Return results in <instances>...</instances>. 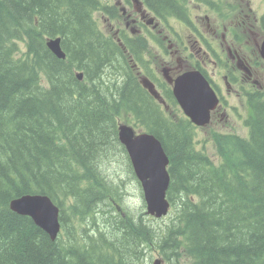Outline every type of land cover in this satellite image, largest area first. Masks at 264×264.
<instances>
[{
	"label": "trees",
	"instance_id": "16d2710c",
	"mask_svg": "<svg viewBox=\"0 0 264 264\" xmlns=\"http://www.w3.org/2000/svg\"><path fill=\"white\" fill-rule=\"evenodd\" d=\"M146 1L187 19L176 0ZM99 8V0H0V264H150L153 251L167 264H264V91L247 93L246 136L211 132L214 160L179 109L166 113L141 88L128 63L135 44L124 40L126 52L104 34ZM56 36L64 58L46 45ZM163 97L178 107L169 88ZM122 118L169 156L165 217L121 198L125 178L139 186L118 139ZM26 193L59 207L55 239L10 209Z\"/></svg>",
	"mask_w": 264,
	"mask_h": 264
},
{
	"label": "flooded vegetation",
	"instance_id": "af4514ba",
	"mask_svg": "<svg viewBox=\"0 0 264 264\" xmlns=\"http://www.w3.org/2000/svg\"><path fill=\"white\" fill-rule=\"evenodd\" d=\"M176 1L181 6L183 14H186L185 21L175 16L157 13L146 0H99L100 8L97 13L101 14L102 20L107 21L108 34L113 40L120 43L127 40L131 44H140L130 46L133 47L134 55L130 56L129 63L132 74L136 76L143 90L149 94L148 89L142 84L141 78L144 76L148 77L155 89L162 94L168 88L172 91L173 79L178 74L184 70L197 68L206 76L219 98V103L212 110L210 118L220 117L221 120L225 118L227 121L228 108L232 105L224 92L244 100L247 93L254 90L252 88L261 87L258 70L252 64L251 58L242 52L246 44H238L234 33L227 34L228 28L236 27L240 33L248 32L252 43L256 45L264 36V30L260 32L258 29L262 17L257 19L250 13L238 15L244 11L243 3L239 2L226 25L219 16L211 18L205 12L192 13V4L197 3L193 0ZM202 3L205 10L210 11L208 5L204 2L200 4L203 5ZM246 4H249L248 1ZM172 19L187 27L191 34L184 37L178 35L177 30L171 25ZM199 22L201 25L204 24L205 30L212 38L200 30ZM220 25L223 31L219 30ZM150 41L154 44L151 46L154 55H151L146 47L140 49L142 47L140 42L145 44ZM145 55L155 59L150 61ZM157 57H160V62L156 60ZM239 58L250 69L249 75L245 73L243 66L238 64ZM208 61L215 65L213 75L208 72ZM151 62H155L156 66ZM220 75L224 81V88L220 85ZM241 104L244 106V102Z\"/></svg>",
	"mask_w": 264,
	"mask_h": 264
},
{
	"label": "water",
	"instance_id": "95a60500",
	"mask_svg": "<svg viewBox=\"0 0 264 264\" xmlns=\"http://www.w3.org/2000/svg\"><path fill=\"white\" fill-rule=\"evenodd\" d=\"M46 45L55 56L65 57L59 36L48 38ZM258 48L264 60V38ZM243 64V61L239 59V65ZM243 69L249 72L247 66L243 65ZM77 76L81 78L82 73L79 72ZM142 82L155 97H159L147 78H144ZM173 94L185 115L196 125L207 124L210 111L218 103L214 90L199 70H189L178 75L174 79ZM118 139L124 146L133 172L140 182L147 213L157 218L165 215L169 207L166 197L170 181L167 168L169 157L161 141L150 132H135L133 126L126 123L118 124ZM9 207L18 214L31 217L51 239L57 237L60 231L59 207L49 196L26 193L12 198ZM162 262L163 260L157 257L153 264H162Z\"/></svg>",
	"mask_w": 264,
	"mask_h": 264
},
{
	"label": "rangeland",
	"instance_id": "374dc122",
	"mask_svg": "<svg viewBox=\"0 0 264 264\" xmlns=\"http://www.w3.org/2000/svg\"><path fill=\"white\" fill-rule=\"evenodd\" d=\"M246 1H248L249 4H246ZM239 2L243 3L242 7L244 8V11L241 13H238V15H242L243 13H250L251 15H254L258 18L259 15L264 14V0H212V6L208 5L209 10L211 11H206L204 8V4L201 5L200 3L192 2L193 4L191 8H192V13L203 14L205 12V13H208L209 15L210 14L212 15V13H215L216 15L220 14V16L225 19L224 23L227 25L229 23V19L231 18L233 11L235 10V8H237V4ZM94 18L97 21L98 27L104 33L107 34L109 32V26L107 25V21L102 20L101 14L97 12L94 13ZM170 22H171V25L174 27V29H176L177 32L179 33L178 35L184 37L188 34H191V31L190 30L188 31V28L184 27L178 21L172 19V21ZM257 22H256V25H257ZM198 26L200 30L206 34L207 37L212 38L211 35L205 30L204 24L201 25V22H199ZM218 28L220 29L221 25ZM231 32L235 34L236 38H239V40H237L238 44L243 45L246 43L248 46H254L252 43L253 41H251L252 38L248 36V32L241 33L240 35L239 30L236 27L234 28L230 27L228 28L227 34L230 35ZM20 45L21 47H23L22 44ZM152 45L154 44L151 41L148 43L145 42L144 47L148 49V52L151 55H154L155 52L151 48ZM242 52L246 56L247 55L249 56V53H250V56L252 59L251 52L248 51L245 46H243ZM145 57H148L150 61L155 59V57L148 56V55H145ZM159 58L160 57H157L156 60L159 61ZM151 63H153V65L156 66L155 62H151ZM214 66H215L214 63H211V62L209 63L207 69L210 74H212ZM257 73H258L257 74L258 78H260L261 84L264 85V71L259 70V72ZM219 80H220V85L224 88V81L221 75L219 76ZM224 95H226L229 103L232 105V106H229L228 108L229 116H228L227 121H225V118L221 120L220 117H215V118H212L211 122H209L206 126H195L194 128L195 137L198 141L197 147L205 148L206 152L216 161H217V156L215 154L214 142L212 140V135H211L212 131L225 132V130H232V132L238 133L240 135H243V136L247 135V128L245 127L242 121V118L246 114L245 107L243 106V104H241L244 102V100L241 98L234 97L233 94H227L224 92ZM233 106H235L236 108L235 107L233 108ZM174 110L175 109L172 107V112ZM124 118L120 119L118 122L131 124V123H128L129 120H131L130 118L129 119L128 118L124 119ZM135 127L138 129V131L142 130V128L138 125H135ZM118 165H119V169H121L124 173L128 174L127 166L125 164L120 163ZM112 170L113 168L111 167V171ZM125 177L126 176L124 174V178ZM125 179H126V182L123 188L121 189V194H122L121 198L125 203H127V205L139 208L142 204L141 203L142 201L141 189L134 180L130 178H125ZM143 209L145 211V207H143ZM156 221L160 222V220H156ZM156 253L157 252H154V251L152 252L153 257H155ZM182 259H183L182 264H192L190 260L187 259L186 257H183Z\"/></svg>",
	"mask_w": 264,
	"mask_h": 264
},
{
	"label": "bare ground",
	"instance_id": "6f19581e",
	"mask_svg": "<svg viewBox=\"0 0 264 264\" xmlns=\"http://www.w3.org/2000/svg\"><path fill=\"white\" fill-rule=\"evenodd\" d=\"M138 124V123H137ZM45 195V194H44ZM10 202V201H9ZM75 227V226H74ZM115 259V258H114Z\"/></svg>",
	"mask_w": 264,
	"mask_h": 264
}]
</instances>
